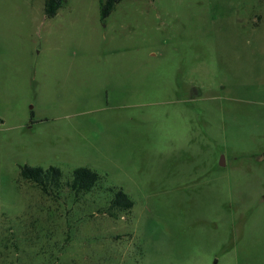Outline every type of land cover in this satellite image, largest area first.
<instances>
[{
    "label": "rangeland",
    "instance_id": "obj_1",
    "mask_svg": "<svg viewBox=\"0 0 264 264\" xmlns=\"http://www.w3.org/2000/svg\"><path fill=\"white\" fill-rule=\"evenodd\" d=\"M44 6L0 0V264H264V0Z\"/></svg>",
    "mask_w": 264,
    "mask_h": 264
},
{
    "label": "trees",
    "instance_id": "obj_2",
    "mask_svg": "<svg viewBox=\"0 0 264 264\" xmlns=\"http://www.w3.org/2000/svg\"><path fill=\"white\" fill-rule=\"evenodd\" d=\"M101 17L106 19L123 0H100ZM67 0H45V13L48 17L57 15L60 8L66 4ZM21 175L27 181L35 184L44 194L57 195L64 187L80 193H89L101 181L102 175L88 167H78L74 170L72 178L63 180V172L57 166L22 165ZM114 195L109 203L107 214L117 216V212L130 211L133 209L135 202L123 189L115 191L110 188Z\"/></svg>",
    "mask_w": 264,
    "mask_h": 264
},
{
    "label": "crops",
    "instance_id": "obj_3",
    "mask_svg": "<svg viewBox=\"0 0 264 264\" xmlns=\"http://www.w3.org/2000/svg\"><path fill=\"white\" fill-rule=\"evenodd\" d=\"M198 95H195V93L193 91L190 92V94H187V96L185 97L186 101H193L195 99V97H197Z\"/></svg>",
    "mask_w": 264,
    "mask_h": 264
},
{
    "label": "water",
    "instance_id": "obj_4",
    "mask_svg": "<svg viewBox=\"0 0 264 264\" xmlns=\"http://www.w3.org/2000/svg\"><path fill=\"white\" fill-rule=\"evenodd\" d=\"M222 164H225V162L223 161Z\"/></svg>",
    "mask_w": 264,
    "mask_h": 264
}]
</instances>
